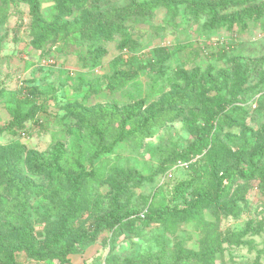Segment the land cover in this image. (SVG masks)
Returning <instances> with one entry per match:
<instances>
[{
  "label": "rangeland",
  "instance_id": "obj_1",
  "mask_svg": "<svg viewBox=\"0 0 264 264\" xmlns=\"http://www.w3.org/2000/svg\"><path fill=\"white\" fill-rule=\"evenodd\" d=\"M38 1L44 25L52 28L48 35L35 33L27 5L0 1V149L11 144L23 150L10 163L27 200L25 214L10 223L1 199L11 198L0 180L1 242L18 240L11 225L31 229L38 243L67 212L42 196L58 180L28 167L34 155L61 149L69 159L64 168L72 171L78 158L95 171L84 206L70 218L74 231L113 202L135 213L181 208L210 189V146L187 160L180 156L218 98L227 111L210 136L215 152L245 159L264 142V0H171L173 6L155 8V0ZM33 83L38 91L31 98L26 84ZM175 94L182 95L173 105L177 113L93 158L101 145L134 128L120 126L124 111L140 103L138 120ZM225 200L236 207L234 214L204 207L197 212L199 226L184 219L132 222L118 233L101 232L65 263L53 264H199L178 253L180 247L197 252L209 228L214 241H223L213 264H264V179L235 180ZM39 204L51 213L36 212ZM3 256L0 247V264ZM16 261L45 264L23 253Z\"/></svg>",
  "mask_w": 264,
  "mask_h": 264
},
{
  "label": "trees",
  "instance_id": "obj_2",
  "mask_svg": "<svg viewBox=\"0 0 264 264\" xmlns=\"http://www.w3.org/2000/svg\"><path fill=\"white\" fill-rule=\"evenodd\" d=\"M0 1H17L27 5L29 7L31 20L34 23L33 29L35 33L49 34L52 28L44 25L40 17V3L38 0ZM50 1L61 5L71 3L82 6L84 0ZM203 2L204 0H201L200 4H203ZM159 5L171 7L173 6V2L171 0L168 2L164 0H155L152 7L155 8ZM210 5L208 1V9ZM202 8L204 9V7ZM127 17H129V15L125 18ZM99 34L96 40L101 38ZM108 35H110L109 31ZM35 83L32 84L33 87L26 84V86L30 88L28 93L31 98H34L38 91ZM180 97H182L181 94H175L168 100L159 102L152 106L145 114H142L138 120H135V116L139 112L141 104L135 103L129 110L124 111L118 120L122 129L128 123H132L134 125L132 131L124 132L122 130L119 132L108 146L101 145V147L94 152L93 158H97L103 153L110 152L115 145L123 142L130 134H135L138 130L147 131L152 122L157 123L160 121L161 117L173 113V105L181 99ZM12 111L13 110H11V113ZM226 111L227 105L223 103L222 98H218L214 107L208 108L205 111L203 125L195 130L194 140L189 143L180 156L181 159L187 160L190 155L201 153L203 149L210 146L209 164L214 174L213 186L207 191L196 193L194 197L181 208L159 206L154 209L149 208L141 213H135L125 209L124 206H120L117 202H113L111 209L108 211L99 212V209L96 208L95 210H97V212L94 214V217L91 216L92 218L87 221V226H80L79 229L71 231L69 226L70 218L72 215L77 214L79 206H84L86 202L84 196L87 194V188L91 180L95 177V171L92 169L87 170L78 158L73 161L74 169L72 171L64 168V163H67L69 159L64 158L61 149L52 151L49 157L32 156L28 160V167H31L39 174L46 172L51 178L56 177L58 180L54 187L47 192H43L42 196L55 202L54 205L56 207L63 208L64 211L66 210L67 212L59 222L58 228L55 230L48 229V231L43 233L44 239L38 243L35 242L36 238L33 236L31 229L22 230L23 228H15L10 225V233L15 234L18 240L14 241L8 237V242L4 243L3 241L1 242L4 236H0V247L3 249L4 264H19L16 261V255L20 253L25 254L27 258L36 262L53 264V261L56 259L60 263H65L67 256L78 253L80 245L93 242L101 232L110 231L112 233H118L120 229H126L129 225L132 226V222L149 225L164 223L171 219H184L187 222H195L199 226L201 220L197 218V212L204 207L212 208L217 213L223 214L224 216L234 214V211L230 212V210H234L236 207L230 205L225 199L235 180L248 182L255 178L264 179V142L255 145V147L246 154L245 159H243V155L239 154L227 155L224 159L222 151L216 150L217 152H215V146H213V141L210 136L218 130L220 123L224 121L223 117ZM103 113L107 114V110H104ZM30 118V116L23 117L25 121ZM101 131L102 130L99 128H96L94 132L101 133ZM262 134L264 137V128ZM21 152H23L22 149L11 144L0 149V180L1 183H4L6 186L7 193L11 198V203H8L5 199L1 200L6 206L5 212L8 219H10V223L12 221H17L18 216L25 214L27 210V200L24 195L25 184L18 178V175L10 163L11 160L15 161L13 158L16 156L18 158ZM217 153L219 157L215 156ZM227 158L228 161L226 160ZM41 209L43 210L44 208L39 204L36 206L35 211L38 212ZM44 210L46 213H51L50 208ZM213 232L214 230L212 228L204 230V239L200 242V249L197 252L181 249L180 247L178 255H185V257L190 258L188 261L191 263L195 261L199 264H213L214 257L216 253L221 251V244L223 243V241H214V238L211 236ZM228 243L234 245L231 240H228Z\"/></svg>",
  "mask_w": 264,
  "mask_h": 264
}]
</instances>
